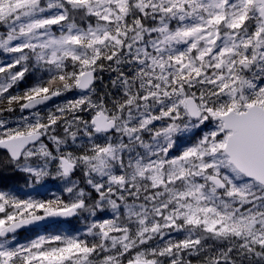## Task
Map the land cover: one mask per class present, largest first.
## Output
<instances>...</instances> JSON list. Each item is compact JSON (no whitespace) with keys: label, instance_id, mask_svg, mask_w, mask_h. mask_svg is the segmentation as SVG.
<instances>
[{"label":"snow or ice","instance_id":"6c2138e0","mask_svg":"<svg viewBox=\"0 0 264 264\" xmlns=\"http://www.w3.org/2000/svg\"><path fill=\"white\" fill-rule=\"evenodd\" d=\"M0 56V264H264V0H0Z\"/></svg>","mask_w":264,"mask_h":264},{"label":"trees","instance_id":"16d2710c","mask_svg":"<svg viewBox=\"0 0 264 264\" xmlns=\"http://www.w3.org/2000/svg\"><path fill=\"white\" fill-rule=\"evenodd\" d=\"M3 56H0V60H3ZM103 77H104V84H109V76L110 75H115L114 73H108V72H104L102 73ZM29 81H31V78H29ZM26 85L25 84H22L20 87L23 88L25 87ZM99 88L102 89L103 85H98ZM76 95V93H66L65 96L63 97H59L57 100H54L53 102H51L50 104L48 105H55L56 103H60L62 102L63 100L65 99H70V98H73L74 96ZM19 113H14V114H8V113H5V116H13V115H18ZM76 227H80V225H76ZM172 238H175V239H182L183 238V234L181 233H172ZM167 239V237H166ZM205 243L207 244H212V245H215L216 242L213 241V240H207L205 241ZM189 259H191L193 261V264H197V261L200 259L199 257H196V256H193V257H190Z\"/></svg>","mask_w":264,"mask_h":264},{"label":"water","instance_id":"95a60500","mask_svg":"<svg viewBox=\"0 0 264 264\" xmlns=\"http://www.w3.org/2000/svg\"><path fill=\"white\" fill-rule=\"evenodd\" d=\"M59 97L54 98L52 101H49L48 104H50L51 102H53L54 100H57ZM43 107V106H42Z\"/></svg>","mask_w":264,"mask_h":264}]
</instances>
